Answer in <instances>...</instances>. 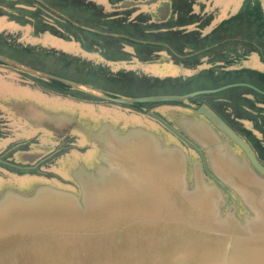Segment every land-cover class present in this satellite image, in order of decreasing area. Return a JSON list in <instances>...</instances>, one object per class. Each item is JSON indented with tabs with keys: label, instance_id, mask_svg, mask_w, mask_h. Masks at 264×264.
<instances>
[{
	"label": "water",
	"instance_id": "water-1",
	"mask_svg": "<svg viewBox=\"0 0 264 264\" xmlns=\"http://www.w3.org/2000/svg\"><path fill=\"white\" fill-rule=\"evenodd\" d=\"M105 1L95 2L105 10L142 4L126 0L113 6L111 0ZM130 61L127 62L132 64ZM0 63L32 78H43L52 83L48 84L50 87L69 89L60 91H68L71 97L82 94L130 109L159 103L163 115L172 103L190 99L191 115L202 118L194 121L192 127H184V132L204 148L210 163L205 175L195 160L190 181L188 159L182 148L160 145V139L145 129L139 131V138L130 136L129 130L128 135L104 144L110 148L106 165L99 168L100 175L92 172L91 178L80 181L81 196L45 186L29 196L7 192L0 198V264H264V165L239 133L210 105L197 99L239 87L264 95L263 89L251 82L234 81L187 93L123 95L5 56H0ZM146 63L150 62L142 64ZM199 63L203 65L204 60L182 65L197 67L201 66ZM243 69L258 71L248 67L217 71L211 66L186 77L151 78L155 79V88L175 90L200 82L216 85L222 73ZM118 70L115 73L124 71ZM208 76L212 77L210 82ZM124 81L126 87L143 89L142 84ZM53 90L52 93L59 92ZM47 97L49 104L71 107L66 103L68 99L51 93ZM30 113L29 130L36 134L42 129L59 132L57 120L48 123L47 114L33 119L34 112ZM149 115L160 119L152 111ZM232 144L242 150L241 157ZM218 179L235 192L247 213L239 216L233 207L225 210L226 189L216 184Z\"/></svg>",
	"mask_w": 264,
	"mask_h": 264
},
{
	"label": "flooded vegetation",
	"instance_id": "flooded-vegetation-1",
	"mask_svg": "<svg viewBox=\"0 0 264 264\" xmlns=\"http://www.w3.org/2000/svg\"><path fill=\"white\" fill-rule=\"evenodd\" d=\"M121 1L126 0L116 1L113 6ZM132 1L142 2V4L118 10H106L109 13L120 12L121 15L126 17V19H122L117 23L119 25L116 26L117 29H107L105 34L111 37L99 34L95 39H88L84 36H80L79 39H72L83 45L90 54L100 56L98 57L100 59L117 62L124 60V63L131 60L130 62L137 61V63H140L139 69H129L128 66L112 68L105 64L112 72L121 69L133 71L141 76L164 78L165 76H161L162 74H148L141 71V67L144 65L142 63L147 61L150 62L148 65L161 67L158 62L168 60L172 61L173 64L183 66L182 64L188 63V61L204 60V49L220 44L223 46L222 53L225 54L223 58L225 60L224 65L229 68L238 65V62H241V59L251 52L249 51L242 56L239 55L240 46L235 42H239L240 34L234 30H227L224 38L219 39L218 43L208 46L204 37L213 32L222 22L211 31L208 30L207 26L209 25L207 24L211 23L213 19L209 14L196 12L195 8L199 4L197 0ZM199 5L203 9L204 2L203 5ZM158 11L159 15L156 14ZM142 15H147L150 18L147 20L134 19ZM0 16H7L18 21L13 18V10L1 4ZM18 22L27 23L25 19ZM15 40L16 37L11 33H0V56L16 59V53L11 51V45L14 46ZM90 54H86V57L90 58L92 56ZM93 63L104 65L94 61ZM14 70L17 71L12 66L0 63V75H3V78H7L6 76H9L7 74ZM179 75L171 73L168 76L177 77ZM78 77L81 78L79 75ZM31 80L38 83V85L32 81L21 79L22 83H25L24 85L29 84L31 87L39 88L47 96L51 93L59 99L72 98L78 105L65 107L64 105L44 104L41 101L37 102L36 99L34 103L24 101L13 104L0 99V198L7 192L29 196L37 189L45 186L64 189L81 196L80 181L88 180L92 177V172L98 173L99 168L106 165L105 158L110 152V148L108 149L104 144L108 145L111 139H119L123 135H128L127 131L129 130L131 132L130 136L133 135L139 138V131L145 129L160 139V145H176L182 148L188 159L190 181L192 180V167L195 160H197V165L201 167L205 175V170H210L209 155L202 146L184 132V127L190 128L194 121L202 118L201 116L191 115L192 105L189 103L190 99L172 103L169 107H166L167 110L162 115L159 112V103H155L151 107L143 105L141 109H130L128 106L115 105L103 99L92 100L91 97H85L82 94H80L82 98L78 96L76 99L71 97L70 93H67L68 91L58 90V93H52L48 89H44L46 85H44L43 78ZM105 87L113 91L119 90L110 85ZM197 89H205L204 84ZM197 89L187 87L174 90L173 88L158 87L147 95L159 94L160 91H166L167 93L185 91L184 93H187ZM130 94L136 96L146 95L139 89H135L127 95ZM197 99L202 104L207 103L210 105L226 123L239 133L250 144L259 162L264 165L262 152L245 134L231 125L230 121L222 117L220 112L213 107L212 102H216L218 99H211L209 95H200ZM113 110L121 115L116 117L115 114H112L115 112ZM32 111L34 112L33 119L47 114L48 123H54L57 120L59 122L57 126L59 132L55 133L42 129L40 134L38 132L36 134L29 130L32 125L27 118ZM149 111L159 115L160 119L149 115ZM241 122L245 126L246 123H249L250 127L247 128L251 129L257 136L260 133L259 138L263 140L262 133L254 128L253 121L241 120ZM232 146L235 153L241 157L242 150L234 144ZM128 151L129 149H127ZM208 179L210 182L214 181L210 177ZM216 182L219 187L226 189V191L224 190L227 198L225 210L227 211L233 207L239 216L247 213V208L235 192L220 179Z\"/></svg>",
	"mask_w": 264,
	"mask_h": 264
},
{
	"label": "trees",
	"instance_id": "trees-1",
	"mask_svg": "<svg viewBox=\"0 0 264 264\" xmlns=\"http://www.w3.org/2000/svg\"><path fill=\"white\" fill-rule=\"evenodd\" d=\"M35 1L39 4H36ZM116 1L119 0H111V3L114 4ZM0 4L13 10V18L18 21L25 19L27 23L33 24L38 32L51 31L67 39H79L80 36L95 39L99 34L110 36L105 34L107 29L116 28V26H119L117 25L119 21L126 19L120 12H106L103 6L91 0H1ZM35 5L39 8L35 9ZM47 12L51 15L48 16ZM149 18L147 15H142L134 19L147 20ZM227 30H234L239 33L241 40L250 45V51H260L264 54V12L258 0H246L237 14L224 20L213 32L206 35L204 39L207 40V45L218 43V40H221L227 34ZM113 40L115 41V39ZM11 51L16 53L17 60L29 66L84 82L109 93L114 91L106 88V85L119 89L117 91L124 94L125 89L129 88L122 83L125 82L124 80L142 84L143 89L140 91H143L146 95L152 93L155 89L153 83L155 79L147 75L138 76L129 71L115 73L105 65L94 64L78 56L55 49H45L37 46L22 48L15 43L14 46L11 45ZM225 68L226 65H222L221 69ZM210 78L212 77L208 76V82H210ZM234 81L251 82L264 90V72L247 69L224 72L217 79L216 85L213 86L217 87ZM51 82L68 88L66 84L58 81L52 80ZM48 84L52 83L44 81V85L47 86ZM53 88L70 91L56 86ZM209 97L211 99L215 98V100L218 99L216 102L213 101L212 105L220 112L222 117L229 120L231 125L245 134L260 151H264L262 140L241 122V120L253 121L254 128L264 134V95L248 87H239L227 89L209 95Z\"/></svg>",
	"mask_w": 264,
	"mask_h": 264
},
{
	"label": "rangeland",
	"instance_id": "rangeland-1",
	"mask_svg": "<svg viewBox=\"0 0 264 264\" xmlns=\"http://www.w3.org/2000/svg\"><path fill=\"white\" fill-rule=\"evenodd\" d=\"M98 3H104L105 0H95ZM245 0H204V8L206 9V13H211L212 17H214L213 19H218V20H222V18L225 20V18H227L229 15L237 13L243 5V2ZM261 3V7L262 10L264 12V0H259ZM106 2V1H105ZM36 4H39L38 2L35 1ZM35 9L39 8L37 5L34 6ZM48 13V12H47ZM51 14L48 13V16H50ZM211 16V15H209ZM223 21V20H222ZM221 21V22H222ZM211 23L207 24L210 25ZM0 33H11V35L16 37V44H18L19 46H21L22 48L25 46H37L39 48H45V49H55L58 51H64V53H69V54H74L77 56H81L87 59H90L96 63H103L104 65H108L109 67L112 68H117V66L123 68L124 66H128L131 69H139L138 67H140L139 63H137L136 61L133 62L132 64L127 63H119L116 62L114 63V61L111 60H104V59H100L97 55H93L90 54L87 49H85L83 47V45H81L80 43L71 40V39H67L64 36H60L56 33H52L51 31H43V32H38L36 27L33 24H29V23H21L18 22L16 20H12L10 18H8L7 16H0ZM236 44H239L240 46V52L239 55L242 56L243 54H246L248 51L251 50L250 45H248L247 43L243 42L241 40V38L239 39V42H235ZM226 46V45H225ZM223 46L219 45H214L211 48H206L204 49V55L205 54H209L210 56L206 57L204 56V59L206 58L207 60H210V63L213 67H216L217 71L220 70L221 66L225 63V60L223 59L225 54L222 53ZM229 50V49H228ZM86 54H90L92 56H90V58L86 57ZM208 58V59H207ZM205 61V62H206ZM206 64V63H204ZM240 64L242 66H246L248 68H252L258 71H264V54L261 53L260 51H251L246 57L241 59ZM105 65V66H106ZM198 65H201L200 63ZM198 67H184L182 68V71H184L187 74H195L197 73ZM203 67V66H202ZM207 69V67L205 68ZM119 71V70H118ZM141 71L146 72V73H152V74H160L162 73H167L170 72V69H162V67L156 66V65H148V64H144L141 67ZM117 72V71H114ZM178 72V71H177ZM9 76H6L7 78H0V89H7V90H18L19 88H15V86H19V87H23L25 83H22V80L25 81H32V78L30 75H28L27 73H22L20 71H12L9 74H7ZM23 75V76H20ZM131 75V74H129ZM34 82V81H32ZM35 83V82H34ZM36 85H38V83H35ZM204 84V88L205 89H210L213 88L215 86L210 85V83H192L189 84V87L192 89H197L200 88L201 85ZM23 85V86H22ZM46 88V89H45ZM53 87L49 86L46 87L44 86L45 90H49L50 92H55L53 89ZM133 91H135V89L133 88H127L125 89V91L123 92L125 93H132ZM115 94H122V92L119 91H115ZM34 96L40 98V99H44L47 100L48 98L45 97H41L35 93H33ZM127 95V94H126ZM131 95V94H130ZM56 96V95H54ZM51 96H49L50 98ZM57 97V96H56ZM68 99L66 101V103H68L69 106L73 107L76 106L78 104H76V101H74L73 99H69V98H65V100ZM50 99H48L49 102ZM155 103H145L144 106L145 107H151L154 106ZM115 111V110H113ZM112 114H115L116 117H119L121 114H119L118 112H114ZM110 114V115H112ZM247 127H250V124L246 123ZM258 137H260V133H258ZM262 137V141L264 144V134L261 135ZM262 154L263 150L261 151Z\"/></svg>",
	"mask_w": 264,
	"mask_h": 264
},
{
	"label": "crops",
	"instance_id": "crops-1",
	"mask_svg": "<svg viewBox=\"0 0 264 264\" xmlns=\"http://www.w3.org/2000/svg\"><path fill=\"white\" fill-rule=\"evenodd\" d=\"M197 1H198L199 4H202L203 5L204 0H197ZM199 4H197V7L195 8L196 12L198 11V12L202 13V12L206 11V9L204 8V6H203V9H202ZM206 12H204V14H209V13H206ZM156 14L159 15V11L156 12ZM234 14H231L228 17H230V16H232ZM209 15H211V17H212V14L211 13ZM213 18L214 17H212V19ZM227 18H225V19H227ZM161 19H163V18H161ZM222 20H224V19L222 18ZM222 20L213 19L212 22H211V24L209 26H207L208 30L211 31ZM205 61H206V58L204 59V63H206V64H203V65L199 66L198 69H201V68H204L205 69L206 67L209 68V67L212 66L211 63H208L207 61L206 62ZM158 63H160L159 65H161L162 69H164V70H166L168 68L170 69V72H167V73H162L161 72L159 74V75L162 74L161 76H166V75H169L171 73H173L175 75H179V74H181V75H187V76L192 75V73L191 74H187L184 71H182V68H184V67L181 66V65L173 64L172 61L162 60L161 62H158ZM238 63L239 64L236 65V66H230L229 69L246 67V66H242L240 64V62H238ZM2 76L3 75H0L1 78H3ZM15 88H19V89L18 90H15V91L7 90V89H0V99L1 100H4V101H7L9 103H13V104H18L19 102H24V101H29V102H33L34 103L35 99L38 100L37 102L41 101L44 104H49L48 103V99L49 98L47 97V95L45 93H43L42 91H40L39 88L31 87L29 84L27 86L24 85L23 87L15 86ZM33 93H35V94H37V95H39L41 97L48 98V99L47 100L40 99V98L34 96Z\"/></svg>",
	"mask_w": 264,
	"mask_h": 264
}]
</instances>
